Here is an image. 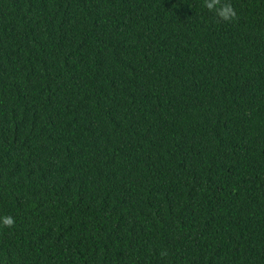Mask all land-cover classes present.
<instances>
[{
	"label": "trees",
	"instance_id": "16d2710c",
	"mask_svg": "<svg viewBox=\"0 0 264 264\" xmlns=\"http://www.w3.org/2000/svg\"><path fill=\"white\" fill-rule=\"evenodd\" d=\"M0 0V264H264V0Z\"/></svg>",
	"mask_w": 264,
	"mask_h": 264
},
{
	"label": "clouds",
	"instance_id": "9594fccd",
	"mask_svg": "<svg viewBox=\"0 0 264 264\" xmlns=\"http://www.w3.org/2000/svg\"><path fill=\"white\" fill-rule=\"evenodd\" d=\"M204 7L215 14L225 22L235 19L236 13L230 3H220V0H205ZM15 219L12 215L0 216V229L12 228L15 226Z\"/></svg>",
	"mask_w": 264,
	"mask_h": 264
}]
</instances>
